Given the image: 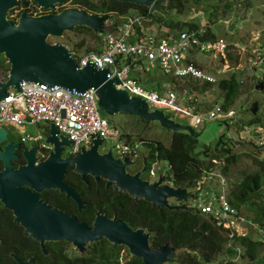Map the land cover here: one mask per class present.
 I'll use <instances>...</instances> for the list:
<instances>
[{
  "label": "water",
  "instance_id": "water-1",
  "mask_svg": "<svg viewBox=\"0 0 264 264\" xmlns=\"http://www.w3.org/2000/svg\"><path fill=\"white\" fill-rule=\"evenodd\" d=\"M53 1L61 2L50 0ZM118 1L150 8L154 18L167 22L188 23L194 17L186 18L168 9V0ZM116 19L115 14H95L78 8L27 18L23 26H14L11 21L1 19L0 54L7 59L9 70L6 82L0 85V100L6 96L10 86L18 90L22 82L58 86L77 94L93 90L100 114L109 117L129 115L165 130L198 138L202 130L177 123L165 111L148 107L141 98L120 88V81L116 77L110 78L108 66L99 69L95 62L89 61L84 67L77 68L72 56L76 52L74 49L61 43L47 42L49 36L61 38L64 33H72L77 27L91 30L94 35L105 34ZM255 90H263L262 81L255 86ZM257 110L258 102H253L249 107L250 114L255 116ZM2 134L4 131L0 128ZM45 142L52 146L46 159L36 163L33 157L36 147H32L24 151L27 164L13 172L9 160L0 155L6 167L0 173L1 196L10 206L8 208L14 211L15 221L22 224L29 236L39 241L42 247L45 241L70 242L80 253L84 252L88 244L104 239L112 246L125 247L130 256L140 259L143 264H179L177 259L184 249L168 243L152 248L149 244L151 234L143 228L133 230L124 221H118L115 217L107 218L99 211L96 212L92 227H89L73 215L42 204L37 195L21 189V186L28 185L36 192L56 189L81 210L84 203L79 192L64 181L66 167L73 166V172L80 175L82 181H86L89 175L96 183L102 179L106 188L111 187L115 192L127 194L135 202L143 200L158 209L187 212L192 211L180 203L192 201L199 186L181 188L162 184L165 177L160 174L156 182L150 183L141 178L147 168V156L142 158L140 170L129 173L127 168L136 162L128 158L115 159L110 152L100 153L98 149L102 142L98 138L93 139L90 148H82L78 155L62 157V151L70 146V142L66 137L58 136L53 125L48 128ZM11 190L12 194H8Z\"/></svg>",
  "mask_w": 264,
  "mask_h": 264
},
{
  "label": "built area",
  "instance_id": "built-area-1",
  "mask_svg": "<svg viewBox=\"0 0 264 264\" xmlns=\"http://www.w3.org/2000/svg\"><path fill=\"white\" fill-rule=\"evenodd\" d=\"M151 22L152 16L149 14L129 10L113 22L107 33L98 35L97 51L74 57L77 68L84 67L89 61L95 62L99 69L108 66L111 70L110 78L116 77L120 81L119 87L124 88L128 94L143 99L150 108L165 110L188 120L192 128H198L207 120L231 117L233 112H225L222 102L203 109L199 93L192 90L184 91L180 101L173 82L163 84L162 91L143 89V81L151 80L150 73L155 69L172 80L193 79L215 83L222 69L212 65L216 74L205 73L198 68L197 54L220 61L222 66L224 61L225 64L228 61L224 59L228 45L223 38L207 40L203 30L197 32L193 29L175 30L156 36L148 28ZM259 47L260 43L254 55L247 60L251 67L261 62ZM152 85L159 86L156 81H152ZM40 124L46 125L44 135H48V128L53 125L58 136L68 139L70 146L64 149L68 150L69 157L78 155L82 148H90L94 138L102 142L99 151L109 149L119 159L135 160L139 157L138 144L131 142L100 115L93 90L77 94L58 86L48 87L30 82L20 83L18 90L10 86L6 96L0 100V125L13 126L23 133L24 127ZM41 136V133H37L34 138L38 140ZM23 138L30 139L28 136ZM212 172V168L203 172L204 175L196 185L200 189L193 200L186 203L187 207L209 216L216 227H226L228 231H223L227 237H246L242 226L245 219L237 216V210L230 207L227 197L203 190L207 180L212 179ZM156 175L154 170L149 171L150 179H155ZM171 181L172 172L166 183L171 184ZM232 221H240L242 225L228 228Z\"/></svg>",
  "mask_w": 264,
  "mask_h": 264
},
{
  "label": "trees",
  "instance_id": "trees-1",
  "mask_svg": "<svg viewBox=\"0 0 264 264\" xmlns=\"http://www.w3.org/2000/svg\"><path fill=\"white\" fill-rule=\"evenodd\" d=\"M188 2L189 0H168L167 8L185 15L184 7ZM232 5V2L229 1L225 3L224 6L228 13L232 11ZM115 7L110 8L114 9ZM118 7L113 12L116 15L123 16L127 9L135 6L120 4ZM135 8L139 13L147 14L148 10L146 8ZM213 12L215 13V10ZM102 14H107V11ZM223 15L225 16L224 12ZM212 16L210 14V17ZM157 19L159 22L173 25L174 29L177 30L193 29L198 32L200 29H204L208 39H215L217 36L212 32L210 26L201 27L192 21L171 24L172 22H167L161 18ZM81 29L91 32L86 28H77L76 30ZM82 45L83 43H80L77 46L82 48ZM227 55L230 63L235 61L230 57V53H227ZM198 68L202 70L201 66H198ZM238 82L236 73L232 71L229 78L220 77L215 84L206 81L200 86L190 85L188 89L204 93L216 86L222 93V108L227 111L239 94ZM222 122L228 125L227 120H222ZM144 124L149 125L146 122ZM247 125L249 127L255 125L264 127L263 115L258 114L256 117L251 118ZM171 133L169 146L159 142L151 146L150 159L151 157L155 158L157 154L160 160H165L170 164L174 174V186L181 188L194 187L201 177L203 168H205L204 161L206 160L204 159L224 160L225 163L222 166L224 175H228L230 169L238 160V155L231 154L235 144L225 135L217 139L212 155L208 157L210 148L208 146L198 148V138H192L187 133ZM237 140V143H244L240 139ZM254 164V171L246 172L235 182L233 188L230 189L228 199L230 207L237 210V216H243L245 219L242 226L246 232V237L237 235L226 237L220 231L221 229L214 225L209 216L201 215L196 210L187 212L183 210L170 211L166 208L158 209L143 200L135 202L127 194L118 193L112 189L105 190L103 186L98 189L82 188L80 184H75V180H70L69 183H72L74 188L82 193V200L86 201L88 205L87 210L82 214H78L74 209V205H68V201L59 194L56 198V206L68 211L70 214L77 215L86 222H90L92 211L99 209L108 217H116L119 221L126 222L132 229L143 228L151 234L149 244L152 248L166 243L177 248H183L184 251L177 259L179 264H207L211 263L217 255H221L223 258L217 261V264H244V259L261 263L264 262V158L254 159ZM226 180L229 182L228 179ZM240 210L246 211L250 215L245 214L246 216H244ZM253 235H255V238ZM228 240H231L232 246L223 250L222 246ZM89 249V255L79 258L75 264H143L140 259L129 255L128 259L121 262L118 258L122 247H110L106 241L101 240L94 243L89 246ZM238 252H241L240 256H238Z\"/></svg>",
  "mask_w": 264,
  "mask_h": 264
},
{
  "label": "rangeland",
  "instance_id": "rangeland-1",
  "mask_svg": "<svg viewBox=\"0 0 264 264\" xmlns=\"http://www.w3.org/2000/svg\"><path fill=\"white\" fill-rule=\"evenodd\" d=\"M188 1V0H187ZM229 1L232 2V11L227 12L225 8V3ZM197 3V4H195ZM249 3V4H248ZM250 5V6H248ZM215 10V13L213 12ZM225 13V16L223 15ZM184 17L194 16L193 23L198 24L201 27L210 26L211 30L218 37L224 38L227 42L231 43L232 47L229 51L232 53V57L235 58L233 63L220 64V61L212 60L207 56L199 53L196 58L199 66L204 70L205 73L214 75L213 67L217 69H222L219 76H216V82L220 77L229 78L231 72L236 73V79L239 84V94L235 98L232 110L235 111L236 115L228 119L229 124L225 125L224 122L219 120L205 121L199 130H202V134L198 137V148L200 146H208L210 152H208V157L212 155V150L217 139L225 135L230 137L234 147L232 148L231 154L238 155V160L236 164L230 169L228 175H223V167L219 162L215 165L212 176L214 180H208L203 187L204 191H212L216 193H221L227 199H229L230 189L233 188L235 182L248 171H254V159L264 158V147L260 146L264 142V128L260 125H255L249 127L247 123L251 118L256 117L257 114L263 115L264 121V82H262L263 90H255V86L261 77H264V63L251 68L247 60L251 55H254L258 44L264 49V1L263 0H189L184 7ZM210 14L213 16L210 17ZM189 21V22H190ZM148 28H151L152 32L156 36L165 35L166 33H172L173 30L170 28L165 29L164 27L152 23ZM52 43H61L66 45L69 49H74L76 52L75 57H82L88 54L90 51H97V39L95 38L93 32H88L84 29L76 30L72 33H64L61 38H54L51 40ZM83 43L82 48H78V44ZM235 44H239L235 47ZM96 49V50H95ZM264 55V54H263ZM223 59V57L221 58ZM227 55L225 54V58ZM213 65V67H212ZM228 65L231 66L228 68ZM151 80L145 82L143 81V89L146 91L156 90L162 91V85L168 83L169 77H164L161 71L155 69L151 73ZM145 77V76H142ZM152 81H156L159 86L152 85ZM179 96L180 101L184 91H188L190 85L200 86L203 81L193 80V79H178L172 80ZM215 82V83H216ZM212 83V84H215ZM198 92V91H195ZM199 99L202 101L201 106L203 109L216 103H221L222 93L216 86L208 89L204 93H199ZM258 102V110L255 116L249 113L250 104L253 102ZM250 102L249 105H247ZM166 114L181 124H188V120L179 117H173L172 114L166 112ZM102 117L106 118L112 126H115L121 133L129 135V139L133 143H140L138 145V152L142 156L147 153L153 144L159 142L165 146H169L171 141L172 133L171 131L161 128L159 125H146L142 120L137 117L119 114L112 117L100 114ZM11 129L10 127H7ZM46 129L45 124H40L38 126H27L24 127L23 133L20 135L22 137L35 136L37 133L44 135V130ZM240 130L239 134L237 132ZM238 135L244 143H237ZM142 140V141H141ZM106 151H109L107 149ZM68 150L64 149L63 156L67 155ZM204 166H206L210 161L204 159ZM150 163V162H149ZM140 160L136 161V164L132 167H128L131 172L137 171L140 168ZM155 173L167 171V161L160 160L157 161L153 166ZM144 178L147 179L146 174ZM218 179V180H217ZM229 182H227V180ZM198 182H196L195 186ZM231 185V187H230ZM241 211V210H240ZM244 216L250 215L246 211H241ZM246 214V215H245ZM240 221H232L228 228H237L241 226ZM222 227L220 231L226 236L225 229ZM225 230V231H223ZM250 237V236H249ZM255 238V235H253ZM264 241V239H263ZM231 240L226 241L223 244V250L226 247H231ZM120 260L124 261L127 259V251L123 249L120 251ZM221 255H217L216 258L212 260L211 263L207 264H217V261L222 260ZM205 264V263H201ZM244 264H259L257 261L250 262L248 259H244Z\"/></svg>",
  "mask_w": 264,
  "mask_h": 264
},
{
  "label": "flooded vegetation",
  "instance_id": "flooded-vegetation-1",
  "mask_svg": "<svg viewBox=\"0 0 264 264\" xmlns=\"http://www.w3.org/2000/svg\"><path fill=\"white\" fill-rule=\"evenodd\" d=\"M120 4L143 7L136 6L127 2H120L118 0H61V2H50V0H0V20L5 19L8 22L11 21L14 26L18 24H20V26H23L27 18L39 17L46 14H57L61 10L66 8L83 9L95 14H102L106 11L107 14H115V12L113 11L117 10ZM112 6L116 7L114 9L110 8ZM135 7L127 9L126 13L131 9L133 10V12H137L138 10ZM146 9L148 10L147 14L152 16L150 8ZM157 20V18H154L152 16V22L150 23V25L152 23H155L156 25L160 26L161 24V26L165 29L170 28V30H174L173 25L159 22ZM174 23L175 22H172L171 24ZM77 28H75L74 31H76ZM149 29L151 30V28ZM52 39H54V37L49 36L47 42L52 43ZM8 70V61L3 54H0V85H3L6 82V79L8 77ZM7 127H10L11 129H8ZM0 128L4 131V134L0 135V155L9 160L10 170L12 172L27 164V159L24 156V151L30 150L32 147H36L33 154L36 163L42 162L52 151V146L45 142L46 135L41 136V138L38 140H36L34 136L31 135L28 136L30 139L26 140L20 135V129L5 125H0ZM5 149L8 150L5 151ZM62 157L66 158L69 156H63L62 151ZM148 158H150V156ZM73 168V166H67L64 176V181L73 188L74 186L72 185V183H69L70 180H75V184H80V187L82 188L98 189L99 187L103 186L105 190L112 189L111 187H105L104 180L100 179L99 182L96 183L94 179L89 175L86 176V181H82L81 176L73 172ZM5 170V162L4 160L0 159V173ZM127 171L129 173H133L129 171L128 168ZM141 178L145 180L144 174L141 176ZM21 189L37 195L38 200L42 204H46L50 208H58L59 210L64 211L69 215H73L77 218L78 221L86 223L89 227H92L96 212H101V210L99 209H94L91 214L92 217L90 219V222H86L84 220H81L77 215L70 214L68 211L56 206V198L59 194L63 196V199L68 201V205H74V209L78 214H82L85 210H87L88 207L86 201L82 200V193L79 194L81 201L84 203V208L78 210L76 204L71 199H66L65 195L60 194L56 189H47L36 192L28 185L21 186ZM8 194H12V190ZM8 207L10 206L3 200L0 191V264H75L77 263L79 258L89 255V246L101 241L99 240L94 243L88 244L85 247L83 253H80L77 249H75L72 243L66 241H45L42 247L39 241H36L33 237L29 236L30 234L26 232L21 223L15 221L16 216L14 214V211ZM107 218L112 217L107 216ZM102 241L106 240L102 239ZM108 244L110 245V247H118L112 246L110 243ZM118 259L120 260V255Z\"/></svg>",
  "mask_w": 264,
  "mask_h": 264
},
{
  "label": "clouds",
  "instance_id": "clouds-1",
  "mask_svg": "<svg viewBox=\"0 0 264 264\" xmlns=\"http://www.w3.org/2000/svg\"><path fill=\"white\" fill-rule=\"evenodd\" d=\"M151 12V11H150ZM151 14H152V12H151ZM116 15V14H115ZM117 16V19L115 20V21H117L118 20V17H120L119 15H116ZM152 16H153V14H152ZM114 21V22H115ZM114 24V23H113ZM175 30H177V29H174L173 31H175ZM200 30H203L204 32H205V30L204 29H200ZM177 31H181V30H177ZM99 35V34H98ZM98 35H94L95 36V38L97 39V37H98ZM204 36L206 37V33H204ZM216 38H222V37H218V36H216ZM206 39L207 40H212V39H208L207 37H206ZM224 39V38H223ZM225 40V39H224ZM226 41V40H225ZM226 43H227V52H226V55H227V53H230L231 55H230V57H232V53L229 51V49L232 47V45H231V43H229V42H227L226 41ZM66 46V45H65ZM235 47H238L239 46V44H235L234 45ZM67 47V46H66ZM259 50H260V57H261V62H260V64L261 63H264V49H263V47H262V45H261V42H260V47H259ZM75 54V53H74ZM74 54H72V56H73V58L75 57L74 56ZM228 55H227V60H228ZM233 58V57H232ZM233 59H235V58H233ZM75 60V59H74ZM228 63H230L229 62V60H228ZM231 63H233V62H231ZM230 63V64H231ZM259 64V65H260ZM249 65V64H248ZM250 66V65H249ZM231 67V66H230ZM251 67V66H250ZM254 67H256V66H253V67H251V68H254ZM203 70V69H202ZM170 79V78H169ZM260 81H262V82H264V80H263V77H261V79H259V82ZM168 83L170 82V83H172V79H170V80H168L167 81ZM259 82H257V85L259 84ZM143 100V99H142ZM256 102V101H255ZM250 104V102L247 104V105H249ZM252 104V103H251ZM250 104V105H251ZM149 107V106H148ZM153 109V108H152ZM154 110H158V109H154ZM161 111H165V110H161ZM228 111H231V112H233V115L231 116V117H229V118H226V119H217V120H219V121H222V120H227V122L229 121L228 119H230L231 120V118L232 117H234L235 115H236V113H235V111H233L232 110V107L231 108H229L227 111H225V112H228ZM165 112H167V111H165ZM167 113H169V112H167ZM250 113V112H249ZM169 114H171V113H169ZM167 115V114H166ZM258 115V114H257ZM173 117H176V116H174V115H172ZM216 120V119H215ZM207 121H210V120H207ZM228 124H229V122H228ZM187 125H189V124H187ZM190 126V125H189ZM191 127V126H190ZM200 127V126H199ZM199 127L198 128H193V129H198L199 130ZM253 127V126H252ZM264 128V127H263ZM239 132H240V130H239ZM239 132H238V134H239ZM128 139H129V135H127V134H124ZM227 138H229L230 139V137L228 136ZM238 138H240V136L238 135ZM240 140H241V138H240ZM142 141V140H141ZM241 141H244V140H241ZM132 142V141H131ZM141 143V142H140ZM140 143H138V145L140 144ZM260 146H263L264 147V142L260 145ZM99 151V150H98ZM100 153H106V152H110V151H99ZM115 158H116V156L112 153V152H110ZM144 156H147V160H146V163H147V168H146V171L143 173V174H146V176H147V179H145V180H147L148 182H150V183H154V182H156L157 181V179H158V177H159V174L160 175H162V176H164L165 177V179L163 180V182H162V184H167V185H172V186H174L173 185V176H174V174H173V172H172V168H171V166H170V164L167 162V171L166 172H160L159 174H157L156 175V178L155 179H150V177H149V171L150 170H154V168H153V166L156 164V162L157 161H160V159L157 157V154L155 155V158H153V157H151V159L150 158H148L149 156H150V150L147 152V153H145L144 155H140L139 154V157H138V159H135V160H132V161H138V160H140V162H141V165H140V168H138L137 169V171L138 170H140L141 169V166H142V158L144 157ZM116 159H118V160H123V159H119V158H116ZM128 159H130V158H128ZM131 160V159H130ZM210 162L205 166V168H203L204 170H203V172L204 171H206V170H209V168H212V169H214V167H215V165L219 162L220 164H222V166L224 165V160H216V159H208ZM150 162V163H149ZM136 172V171H135ZM135 172H133V173H135ZM155 172V171H154ZM170 172H172V181H171V184H168V183H166V180H167V177L169 176V173ZM201 173V177H200V179L198 180V181H200L201 180V178H202V176L204 175V173ZM132 173V174H133ZM142 174V175H143ZM141 175V176H142ZM224 175V174H223ZM215 178H213L212 177V179H209L210 181L211 180H214ZM218 180V179H217ZM197 181V182H198ZM208 181V180H207ZM195 187V186H194ZM200 187V186H199ZM197 192V191H196ZM196 194V193H195ZM193 200V199H192ZM140 201V200H139ZM137 202V201H136ZM191 202V201H190ZM186 203L187 202H181L180 204H185L186 205ZM151 205V204H150ZM186 207H187V205H186ZM187 208H189V207H187ZM190 209V208H189ZM193 209H191V211H192ZM201 214V213H200ZM201 215H203V214H201ZM204 216H206V215H204ZM126 223V222H125ZM138 229V228H137ZM133 230H135V229H133ZM146 231V230H145ZM227 237V236H226ZM118 247H121V246H118ZM122 249H126L125 247H122ZM126 251H127V249H126ZM238 254V256H240L241 255V252H238L237 253ZM127 255H129V253H128V251H127ZM130 256V255H129ZM130 257H132V256H130ZM134 258V257H133ZM128 259V258H127ZM121 262H123V261H121ZM259 264H264V262H261V263H259Z\"/></svg>",
  "mask_w": 264,
  "mask_h": 264
},
{
  "label": "crops",
  "instance_id": "crops-1",
  "mask_svg": "<svg viewBox=\"0 0 264 264\" xmlns=\"http://www.w3.org/2000/svg\"><path fill=\"white\" fill-rule=\"evenodd\" d=\"M16 129H18V128H16Z\"/></svg>",
  "mask_w": 264,
  "mask_h": 264
}]
</instances>
